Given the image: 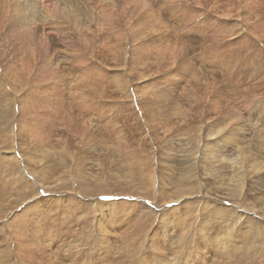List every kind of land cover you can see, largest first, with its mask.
I'll return each mask as SVG.
<instances>
[{"label": "rangeland", "instance_id": "rangeland-1", "mask_svg": "<svg viewBox=\"0 0 264 264\" xmlns=\"http://www.w3.org/2000/svg\"><path fill=\"white\" fill-rule=\"evenodd\" d=\"M39 1L51 21L40 18L41 12L36 21L52 41L55 63L43 71L34 70L30 56L25 58L27 46H20L25 52L17 51L16 45L0 48V264L55 260L57 264H100L108 245L114 248L111 264L141 260L142 264H185L188 258L189 264H205L202 250L208 252L210 264H264V253L260 255L264 237H256L255 231L247 234V245L233 237L234 242L217 245V252H209L205 244L197 246L198 229L207 226L201 219L215 210L196 180L178 182L190 177L184 175L200 158L205 140L227 142V129L236 123L243 126V120L264 134V118L255 113L264 107V0H240V9L247 3L263 18L259 23L242 20L244 25L232 21L238 18L234 12H230L232 25L212 12L208 15L212 6L198 0H148L160 28L149 25V18L144 20L147 9L137 10L134 0ZM15 2L23 5L22 0H5L11 16L14 9L25 11ZM100 9L105 10L102 27L97 21ZM109 10L117 11L113 26L107 21ZM74 14L78 15L71 19ZM52 16L86 21L96 31L84 35L81 26L77 30L69 23L59 29ZM143 21L145 27L140 24ZM71 29L89 44L70 36ZM23 33L20 29L16 35ZM138 33H142L140 41ZM29 44L35 59L41 45ZM63 48L72 50L73 61L63 56ZM149 91L171 94L173 111L169 105L148 102ZM17 94L28 115L18 119ZM240 114L243 118L238 120ZM14 130L17 140L11 142L9 134ZM227 143L223 154L236 163V153L232 149L228 154L231 142ZM35 145L49 149L35 150ZM163 146L170 148L165 154L175 152L176 164L164 163ZM17 152L23 158L20 163L12 159L14 154L19 157ZM172 166L177 169L172 171ZM171 173L176 182L172 179L171 187L161 191ZM164 175L160 186L158 178ZM244 184L238 185L233 200L223 202L229 215L252 211L248 198L255 193L263 194L260 200L253 196L257 204L263 203V180L259 190H247L249 183ZM254 185L250 188L255 189ZM263 209L264 205L257 209L258 215L252 211L261 222ZM240 224V218L233 220L229 229ZM160 225L169 229L160 239L164 228L157 240L154 233ZM104 227L106 234L101 231ZM216 230L218 236L221 230ZM256 239L259 245L254 253L248 249ZM161 247L167 253L160 262ZM229 247L235 254L225 256ZM30 253L41 255L43 261L28 260Z\"/></svg>", "mask_w": 264, "mask_h": 264}, {"label": "bare ground", "instance_id": "bare-ground-1", "mask_svg": "<svg viewBox=\"0 0 264 264\" xmlns=\"http://www.w3.org/2000/svg\"><path fill=\"white\" fill-rule=\"evenodd\" d=\"M12 0H10L11 2ZM151 2H153V0H150ZM150 1L148 0H134L133 2H138V4L136 5V9L137 10H142L143 7H146L145 9H147V12H144L145 14V19L149 18V25H153L156 27H162L161 25L159 26L157 23H159L158 21V17L154 16L153 14V10L151 8V6H153L152 4L150 5ZM167 1V0H166ZM193 1V0H192ZM199 2H205V5L207 7L212 6V11H209L210 13H207L208 15L212 14L214 15L215 18H225V23L228 25H232L230 18V12H234L236 13L237 17L235 20H232L234 23L235 22H241V25H244L243 21L246 19L248 22H252V20H257V22H263V18L258 15L257 13H255V11L253 10V8H248L246 4L242 5L241 4V9L239 7V2L240 0H198ZM251 1V0H249ZM248 1V3H249ZM23 5L20 4V2H15L16 5L19 6H24V10L25 11H20L17 9H14L15 14L13 16H11L10 14H8V11L5 10L7 8V5L5 4V0H0V48H2V45H6V48L9 46H13L16 45L17 46V51L21 52V48L20 46L25 45V49L26 46L29 49L28 55L25 57H29L30 56V61L31 64L30 68H34V70H38V71H43V69L45 67H48V65L51 67V63H55L54 59V54H53V50L51 48L52 45V41L51 39L47 36V33H45L42 29H41V24H39L40 28L38 27V23L36 21V15L38 14V12H41L40 18H42L44 21L48 22V20L51 21V18L49 17L48 13L46 12V9H41L43 4H40L39 0H22ZM124 2V1H123ZM179 2V1H178ZM198 2V3H199ZM255 2V1H254ZM156 3V2H154ZM62 4V3H61ZM133 4V3H132ZM157 4V3H156ZM161 4V3H160ZM138 5L140 7H138ZM194 5V4H193ZM220 5V6H219ZM246 5V6H245ZM132 6V5H131ZM199 5L195 4V7L198 9H205L202 7H198ZM251 6V5H250ZM261 7V6H260ZM88 8V7H87ZM127 8V7H126ZM192 8V7H191ZM259 8V7H258ZM257 8V9H258ZM135 9V10H136ZM187 10L189 9V6L186 8ZM256 9V8H254ZM67 10V9H66ZM213 10L215 12V14L213 13ZM48 11V10H47ZM105 11V10H104ZM104 11L102 12L101 9L98 11L97 13V21H98V25L100 24H104L105 22V17H104ZM145 11V10H144ZM49 12V11H48ZM60 12V11H59ZM115 12L117 13V11H108V16H107V21L112 24L117 20L118 17L114 18L115 16ZM205 12V11H204ZM260 12V11H259ZM56 13H58V11H56ZM63 13V11H62ZM66 13V12H65ZM82 13V12H81ZM64 14V13H63ZM67 14V13H66ZM80 14V13H78ZM78 14H74L73 16H71L73 19L74 17H76ZM48 15V16H47ZM68 15V14H67ZM220 15V16H219ZM106 16V15H105ZM229 18H228V17ZM70 17V16H69ZM68 18V16H67ZM234 18V17H233ZM241 18V20H240ZM65 20V19H61L58 16L53 17L52 16V20L55 21V25L59 24L58 28L61 27L62 23H69L70 25L74 26L77 30L78 27L81 26L82 32L85 35L86 33H93V31H96L95 29H93V31L87 27L86 25V21H77V20ZM243 20V21H242ZM53 21V24H54ZM209 21V20H208ZM139 21H136V23ZM42 23V22H41ZM152 23V24H151ZM247 23V22H246ZM35 24V25H34ZM141 26L145 27L144 24H146L145 21L140 23ZM225 24V26H226ZM97 25V24H96ZM102 25H100V27H102ZM135 25V24H134ZM213 25V24H212ZM54 26V25H53ZM63 26V25H62ZM105 26V25H104ZM109 26V25H108ZM138 26V25H137ZM263 26H264V22H263ZM111 27V26H110ZM43 28V27H42ZM62 28V27H61ZM109 28V27H108ZM119 28V27H118ZM136 28V27H135ZM138 28H140L138 26ZM150 28V26H149ZM239 28V27H238ZM23 30L24 33L22 35H16V33H18L19 31ZM60 29V28H59ZM67 29V27H66ZM151 30L155 29V27L150 28ZM70 30V28L68 29ZM123 30V29H122ZM119 31V32H122ZM131 30V29H130ZM205 30V29H204ZM53 31H56L55 29H53ZM103 31V30H102ZM133 29L130 31L132 32ZM136 31V30H134ZM143 31V30H142ZM155 32V30H153ZM159 30H157L158 32ZM169 31V30H168ZM238 31H244V29L240 28L238 29ZM101 32V31H100ZM256 32V30H255ZM62 33V31H61ZM81 33V32H80ZM99 33V32H98ZM135 33V32H134ZM163 34V33H162ZM240 34V33H239ZM262 33L259 34V36H261ZM70 36H74V38H78L80 42H84L89 44V40L86 38H82L79 35H75L73 30L71 29V32H69ZM133 35V34H132ZM142 33H138V41H140V37H141ZM242 35V34H241ZM252 35H255L253 33H249V36L251 37ZM264 35V34H262ZM133 40L135 39V36H132ZM255 37V36H254ZM168 38V37H167ZM3 39L5 40V42L3 41ZM41 39V40H40ZM61 40L64 39L60 37ZM73 39V38H72ZM128 40H130V38L128 37ZM137 40V39H136ZM18 41V43H17ZM22 41V42H21ZM25 41V42H24ZM26 41H29L30 43H32L33 41H36L38 43H40V51L37 54V57L34 59L31 57V45L29 44H25ZM24 42V43H23ZM129 42V41H128ZM133 42V41H131ZM10 44V45H9ZM257 44V42H256ZM90 46V45H89ZM134 46V45H133ZM141 46V45H140ZM247 46V45H246ZM24 47V46H23ZM91 47V46H90ZM137 47V46H135ZM261 47V45H260ZM262 48V47H261ZM164 49V48H163ZM264 49V48H263ZM24 51V49H23ZM72 50L69 48H63V56L65 55L68 60L71 62L74 60V55L72 53H70ZM25 52V51H24ZM123 52V50H120V53ZM262 52V51H261ZM164 53V52H163ZM257 54V53H256ZM79 55V54H78ZM172 55V54H171ZM25 56V55H24ZM122 56V55H121ZM21 58H24L23 56H21ZM64 58V57H62ZM181 61V60H180ZM254 61V60H252ZM254 63V62H253ZM57 64V63H56ZM191 64V63H190ZM59 66V65H56ZM97 68V67H96ZM184 68V72H182L184 74V76H187V67H183ZM50 69H48L49 72ZM181 70V69H180ZM204 71V70H203ZM179 74V73H178ZM182 74V75H183ZM179 76V75H178ZM191 76V75H190ZM48 77V74H47ZM192 77V76H191ZM180 79V78H179ZM182 80V79H181ZM53 82V81H52ZM51 82V84H52ZM55 83V82H54ZM117 83V82H116ZM53 85V84H52ZM175 86V85H174ZM125 87V86H124ZM214 87V86H213ZM215 88V87H214ZM194 90V89H193ZM225 91V90H224ZM186 95H189L190 93V89H187ZM223 92V91H222ZM222 92L219 93L223 94ZM54 93V92H53ZM212 93V92H211ZM195 95V93H194ZM17 96V100L16 102L18 103V115H17V119L22 116V115H27V109L23 106L22 101H20V99L22 98H18V94ZM140 96V95H139ZM225 96V95H224ZM227 97V96H226ZM229 97V96H228ZM172 95L171 94H167L164 95L163 92H158V93H154L153 91H149V94L146 95L145 99H148V102H151L153 100L152 103H157V104H161V105H169L171 107V111H173L174 109V104L172 103L173 100L171 99ZM136 99V98H135ZM188 99L189 96H188ZM229 99V98H228ZM191 100H195L193 98H191ZM230 100V99H229ZM134 103V102H133ZM258 103V102H257ZM16 105V104H15ZM148 105V104H147ZM156 105V104H155ZM176 105V104H175ZM236 105V104H235ZM38 106V105H37ZM135 106V105H134ZM149 106V105H148ZM237 106V105H236ZM28 107V106H27ZM51 107V106H50ZM30 108V107H29ZM232 109V108H231ZM154 110V109H153ZM196 110V109H195ZM41 111V110H40ZM155 111V110H154ZM153 111V112H154ZM253 111V110H252ZM258 111V110H257ZM30 112V111H29ZM152 112V111H151ZM219 112V111H218ZM237 112V111H236ZM235 112V113H236ZM251 112V111H250ZM252 113V112H251ZM258 113V115L261 117L263 116L264 118V107L262 108V110L255 112ZM263 114V115H262ZM180 115V114H179ZM247 115V114H246ZM28 116V115H27ZM33 116V115H32ZM249 116V115H248ZM35 117V116H34ZM152 117V116H151ZM233 117V116H232ZM250 117V116H249ZM255 117V116H254ZM33 118V117H32ZM240 118H243V116L240 114V116L238 117V120ZM259 118V117H258ZM24 119V117H23ZM260 120V119H258ZM244 124L243 126L240 125L238 126L237 123L234 125V127H230L227 129V133H228V139L227 142H231V144L229 145L228 148H230V150H228V154L229 152L233 149L234 152L236 153V163L234 159H228L227 156L223 154L225 149L224 146H227L228 143L227 142H220L219 140H217L216 138L212 139L210 138L209 140H205L204 145L201 147L203 149H201L203 152L200 156V158L202 157V160L200 158H195V156H193L194 161L189 165V174H185L184 176H190L186 179L183 180H179L178 182H183L185 180H188L190 178H193L194 180H196L200 190L203 193V195L207 198V202H209L208 204L213 205V210H215V212H210L207 213V216H205V218L201 219V224H203V222L205 221L206 223V228H199L198 232H199V239H198V244L197 246L202 245V247H208L209 248V252H217V245L221 244L222 242H234L235 239H237L238 241L240 240V242H243L246 244V242L250 239L247 237V234L250 231H255V235L256 237L258 236V238H262V236L264 237V221H260L258 216L259 213L257 210L260 208L261 205H264V200L263 203L261 204H257L256 200L254 197L259 198V200L262 198L263 194H251L252 195V199L248 198V207L251 208L252 211L249 210H240L236 212V215H229V212L226 210L225 207H223L224 205V201H229V200H233L235 198V195L237 193V189H238V185L240 184H244V181L246 183H249V185H247V190H259L257 187H261L262 186V180L264 183V155H263V151H264V134H261L257 131V127L256 125L253 126V124L248 127V125L245 123V121H242ZM29 123V122H28ZM37 123V122H36ZM43 123V122H41ZM64 123V122H63ZM187 123V122H186ZM45 124V123H44ZM43 124V125H44ZM151 124V123H150ZM246 124V125H245ZM224 125V124H223ZM222 125V126H223ZM23 127V126H22ZM31 125L27 126V128H30ZM32 127H34V125L32 124ZM49 127V126H48ZM84 127V126H83ZM152 127V126H151ZM18 128V127H17ZM25 128V127H24ZM41 128V127H39ZM39 128L36 129L39 130ZM99 128V127H98ZM204 128V127H203ZM250 128V129H249ZM31 129V128H30ZM43 129V128H42ZM212 129V128H211ZM256 129V130H255ZM259 129V128H258ZM23 130H26L23 129ZM35 130V129H34ZM218 130V129H217ZM264 130V128H263ZM27 131V130H26ZM49 131V130H48ZM261 131V130H260ZM30 132L29 130L27 131V133ZM34 132V131H33ZM43 132V131H42ZM45 132V131H44ZM210 132V131H209ZM222 132V130H221ZM19 133V132H18ZM213 133H215L213 131ZM17 132L12 131L9 134V141L11 142H15V140H17ZM22 134V132H21ZM36 134V132L34 133ZM30 135V134H29ZM28 135V136H29ZM32 135V134H31ZM43 135V134H42ZM207 135V134H206ZM24 136V135H23ZM39 136V135H38ZM202 137V136H201ZM209 137V136H208ZM216 137H221V136H216ZM204 138V137H203ZM23 139V138H22ZM206 139V138H205ZM42 140V139H41ZM45 140V139H44ZM43 140V141H44ZM195 140V139H194ZM34 140H32L33 142ZM200 142V140H198ZM221 141H226L223 137H221ZM261 141H263L261 143ZM41 142V141H40ZM171 142V141H170ZM172 144V143H171ZM199 144V143H198ZM202 144V143H201ZM30 145V144H29ZM34 145V143L32 144ZM49 145V144H48ZM173 145V144H172ZM219 145L221 146V148H219ZM36 146V145H35ZM41 146V143H40ZM167 146V145H166ZM34 148V147H33ZM13 150H17L16 148H12ZM41 149L42 151H44L43 149H49L48 147H40L38 148V146H36L35 150H39ZM170 148H165L163 146L162 148V159H164V163L166 164H176V156L174 155L175 152L173 151H169V153H164L167 150H169ZM253 149V150H252ZM34 150V151H35ZM45 150V151H47ZM52 150V149H51ZM227 151V149H226ZM33 152V151H32ZM41 152V151H40ZM48 152V151H47ZM50 152V151H49ZM16 153V152H15ZM35 154V153H34ZM42 154V153H41ZM51 154V153H50ZM30 155V154H29ZM39 155V154H38ZM46 155V153H45ZM48 155V154H47ZM169 155V156H168ZM196 155V154H195ZM203 155V156H202ZM12 159H15L17 162H21L22 161V156L20 154V152H17V156H19L18 158L16 157V155H12ZM35 156V155H34ZM33 156V157H34ZM42 156V155H41ZM30 158V156H28ZM27 157V158H28ZM83 157V156H82ZM171 157V159H169ZM32 158V157H31ZM36 158V157H35ZM38 158V157H37ZM36 158V159H37ZM30 160V159H29ZM44 160V159H43ZM42 160V161H43ZM33 161V160H32ZM31 161V162H32ZM27 161H25V164H28ZM37 162V161H36ZM205 162V164L203 163ZM178 164V163H177ZM35 165V163H34ZM43 165V164H42ZM197 167H196V166ZM28 166L30 167V169L33 167L30 165V163L28 164ZM234 167V168H232ZM177 168L173 167L171 168L172 171H175ZM197 170V173H195L194 170ZM246 174L245 176H243V174ZM164 174V172H163ZM162 174V175H163ZM250 175H254V177L250 176ZM167 176H160L158 178V182L159 185L162 183V180L160 179H164ZM254 178V179H253ZM173 179L174 182H176V178L173 177V174L171 173L170 177L163 180L164 183V187L162 185V190L163 189L167 190L166 185L171 187L169 184L171 182V180ZM157 182V181H156ZM261 182V183H260ZM252 184L254 185L255 189L250 188ZM173 185V184H172ZM177 185V184H176ZM174 185V186H176ZM246 185V184H244ZM161 186V185H160ZM159 191V189H158ZM157 191V192H158ZM160 191V192H161ZM168 193V192H167ZM165 193V194H167ZM259 193V192H258ZM158 194V193H157ZM160 195V194H159ZM169 195V194H168ZM254 196V197H253ZM159 197V196H158ZM216 197V198H214ZM247 197V196H246ZM261 197V198H260ZM160 198V197H159ZM161 199V198H160ZM206 204V203H205ZM217 205V206H214ZM225 204H228V202H225ZM252 205V207L250 206ZM258 207V208H257ZM264 210V209H263ZM262 211V210H261ZM264 215V213H262ZM240 218L242 224L239 225V227H236V229H234L232 227V229L230 230L229 227L231 224V222L233 220H236ZM262 219V218H261ZM161 220V219H160ZM175 221H177V219L175 218ZM167 223V222H165ZM104 224V223H103ZM205 225V224H204ZM200 226V225H199ZM202 226V225H201ZM180 227V226H179ZM106 227H104L103 229H101L103 234L107 233V228L105 230ZM165 228V233L160 237H166L167 235V228L164 225H160L159 229L157 232H155V239L158 240V234L162 233V231ZM216 228L218 229V231L221 230V232L218 234V236H216ZM105 230V231H104ZM259 230V231H257ZM254 236V234H253ZM135 237V236H134ZM235 239H234V238ZM35 238V237H34ZM232 239V240H231ZM60 240V239H59ZM255 242H253L251 245L252 248L249 247L248 250L252 249V251L254 253H257L255 251L256 245L258 243V239L255 240ZM98 242V241H97ZM264 242V241H263ZM30 244V243H29ZM203 244H205L203 246ZM236 244H238L236 242ZM262 244V243H261ZM247 245V244H246ZM101 246V245H100ZM222 246V245H221ZM249 246V245H248ZM159 247V246H158ZM112 246L108 245L106 248V251L102 254V256L100 257V264H111V262L109 259L113 257V251ZM114 249V248H113ZM154 249V248H153ZM158 249V248H157ZM205 249V248H204ZM38 250V249H37ZM118 250V249H117ZM160 252V262L162 260H164V256L167 253V249L164 247H161L160 249H158ZM157 250V251H158ZM224 250V249H223ZM76 251V250H75ZM120 251V250H119ZM189 251V250H188ZM195 251V250H194ZM196 251H199L198 248H196ZM164 252V253H162ZM190 252V251H189ZM226 253H224L225 256H229L230 254H235V250L232 247H229L227 249V251H225ZM252 252V254H254ZM98 253V252H97ZM208 252L205 251V253L202 250L201 255H205L202 257V260L204 261L205 264H210L209 262V257L207 255ZM264 251H261L260 255L263 254ZM32 254V255H31ZM100 255V254H99ZM255 255V254H254ZM37 257V258H36ZM189 257V256H188ZM231 257V256H230ZM31 258L35 259L38 263L42 260L41 255H38L37 253H30L28 256V260L31 261ZM97 258V257H96ZM185 258V256H184ZM117 259V258H116ZM143 259V258H142ZM166 259V258H165ZM113 260V259H112ZM188 261L185 262V264H189V258L187 259ZM191 260V259H190ZM43 261V260H42ZM192 261V260H191ZM57 260H55L54 262H47L44 261V263L46 264H57ZM166 262V261H164ZM41 263V262H40ZM143 260H141L140 262H138L137 264H142ZM232 263V262H231ZM230 263V264H231ZM30 264V263H29ZM42 264V263H41ZM227 264V263H225Z\"/></svg>", "mask_w": 264, "mask_h": 264}, {"label": "snow or ice", "instance_id": "snow-or-ice-1", "mask_svg": "<svg viewBox=\"0 0 264 264\" xmlns=\"http://www.w3.org/2000/svg\"><path fill=\"white\" fill-rule=\"evenodd\" d=\"M105 199H107V197H105Z\"/></svg>", "mask_w": 264, "mask_h": 264}]
</instances>
